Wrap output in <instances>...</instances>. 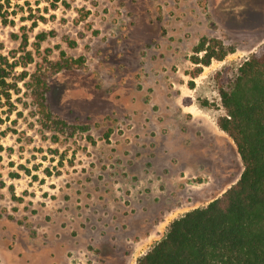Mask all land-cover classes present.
I'll list each match as a JSON object with an SVG mask.
<instances>
[{"label":"rangeland","instance_id":"1","mask_svg":"<svg viewBox=\"0 0 264 264\" xmlns=\"http://www.w3.org/2000/svg\"><path fill=\"white\" fill-rule=\"evenodd\" d=\"M202 37L236 50L196 64ZM263 47L264 0H0V264H136L221 196L243 162L220 86ZM34 74L84 130L44 124Z\"/></svg>","mask_w":264,"mask_h":264},{"label":"trees","instance_id":"2","mask_svg":"<svg viewBox=\"0 0 264 264\" xmlns=\"http://www.w3.org/2000/svg\"><path fill=\"white\" fill-rule=\"evenodd\" d=\"M39 38H46V33ZM235 50L219 39L202 37L194 51L205 53L193 61L209 65L212 59L222 60ZM76 64L83 66V60L64 58L52 63L56 71ZM14 66L0 53V101L3 95L10 97L14 85L8 78ZM201 71L198 68L196 75ZM32 78V96L44 124L60 133L65 128H71V134L85 129L53 116L47 81L36 74ZM220 96L226 112L218 125L236 144L243 162L241 176L206 206L173 220L166 235L136 264H264V47L237 67L220 86Z\"/></svg>","mask_w":264,"mask_h":264}]
</instances>
